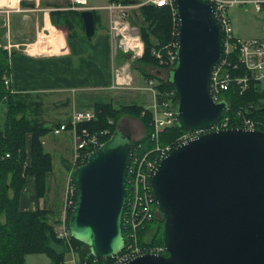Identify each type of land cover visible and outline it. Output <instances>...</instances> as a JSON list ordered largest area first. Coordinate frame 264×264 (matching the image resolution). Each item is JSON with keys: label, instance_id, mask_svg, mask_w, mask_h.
<instances>
[{"label": "water", "instance_id": "1", "mask_svg": "<svg viewBox=\"0 0 264 264\" xmlns=\"http://www.w3.org/2000/svg\"><path fill=\"white\" fill-rule=\"evenodd\" d=\"M177 61L167 80L177 95L182 130L208 127L225 111L210 78L221 54V31L209 0H175ZM91 9L81 8L93 34ZM251 111H264V105ZM133 137L120 126L69 171L76 197L70 236L104 257L122 249L125 176ZM151 187L163 216L164 254L143 253L124 264H264V131L228 127L181 142L162 157Z\"/></svg>", "mask_w": 264, "mask_h": 264}, {"label": "trees", "instance_id": "2", "mask_svg": "<svg viewBox=\"0 0 264 264\" xmlns=\"http://www.w3.org/2000/svg\"><path fill=\"white\" fill-rule=\"evenodd\" d=\"M108 1L114 2L119 0ZM123 1L127 2L128 0ZM20 4L21 6L24 4L23 0H20ZM33 5L34 3L30 4V6ZM44 6L56 8L50 11V19L56 26L61 25V23L57 21L55 16L62 19V24L67 29L66 31H68L66 44L70 46L71 40L79 34L85 37L80 10L62 8V5L59 6L51 3H46ZM140 10L141 22H138L137 19L133 21L139 25L137 28L143 42V51L141 56L135 59V62L140 65L138 67L142 76L145 78H155L156 87L160 91H171L173 88L170 86L167 78L155 76L148 68L164 67L152 54V51L159 49L165 55L169 43L177 42L175 32L178 30V19L173 21V15L170 13L171 10L165 6H142ZM91 11L93 14V27L96 29L97 26L101 25L102 17H100L101 15L95 9H91ZM77 28L81 32L76 31ZM94 29H92L93 34L95 33ZM121 54L118 53L117 56L119 57ZM7 59L6 50L0 47V107L2 106L0 109V149L1 151H9L11 154V157L0 164V264H25L26 254L39 253L47 255L51 264H61L65 255L64 253H66V246L57 237L53 228L54 225L49 221V214H53V211L45 206L38 207L35 210H23L20 208L21 189L26 183L25 176L30 175L34 177L33 190L35 199L45 197L48 192L49 184L47 179L53 170V159L52 155L44 149L42 137L51 128L43 125L38 116L34 115L35 113L39 114L38 110L41 101L35 98L36 95L32 96L33 92H9L3 86L2 77L10 71ZM3 95H5V98L2 99ZM227 95L233 98H228ZM226 96L228 99L227 103H229V109L226 114L232 120L229 126H239V117L236 116L237 111H240L244 116L260 118L264 123V111L250 110L251 106L264 105V87L251 86L243 94H238L237 91L230 89L226 92ZM174 99H177L176 94H174ZM87 108L94 110L95 118L78 123V130L84 128L90 133H95L108 128L112 133L119 126L118 119L122 116H134L143 126V135L139 139H133L132 147L136 143L142 144V140L144 139L150 140L149 132L152 131V113L143 104H120L117 107L111 101L96 100L90 103ZM31 111L34 113L33 115L32 113L29 114ZM108 119H111L112 123H109ZM260 128L264 130V125ZM183 131L177 124L165 128L159 136V145L164 146L172 142ZM28 133L30 134V142H28L29 149L26 152V137ZM107 138L108 136L105 139ZM27 157L29 161L28 165L23 167L22 163H24ZM65 166L67 171L71 167L68 162ZM70 181L73 184L72 180ZM76 193V188H74L72 201L75 200ZM72 205L73 203L68 207L65 214L66 223ZM159 221L162 223L163 219ZM158 228L159 225L155 226L154 229L146 228L144 225L139 230L138 238L140 244H154V236ZM70 241L78 247V253L82 257H92L88 247L82 242L74 238H71Z\"/></svg>", "mask_w": 264, "mask_h": 264}, {"label": "built area", "instance_id": "3", "mask_svg": "<svg viewBox=\"0 0 264 264\" xmlns=\"http://www.w3.org/2000/svg\"><path fill=\"white\" fill-rule=\"evenodd\" d=\"M74 5L82 6L86 0H70ZM215 17L220 25L221 31V54L214 64L210 78V91L214 101H224L226 104L223 116L205 128L193 130H184L175 140L163 145H159V136L165 128L176 123L174 117L176 112L177 100L174 99L173 90L160 91L155 86V81L146 79V89L152 94V102L148 106L152 112V131H150V140L153 143L152 147L146 152H142V144L136 143L132 147V155L127 168L126 182V197L122 210L121 228L124 245L122 249L116 251L110 256H84L80 255L77 246L70 241L71 236L66 224V212L68 207L73 203L72 195L74 186L69 180V187L66 189L65 200H63L62 217L57 225H54V230L57 237L64 242L66 253L61 264H124L130 259L143 253H164L163 245H154L150 243L140 244L139 230L143 228L145 222L156 218L158 206L156 204L154 193L151 187V178L162 157L176 146V144L185 142L188 139L198 136L201 133L210 130H218L228 127H242L246 129H261L264 125L262 119L251 118L244 116L240 111H237L236 116L239 117V126H229L232 122L226 112L229 109V103L226 92L230 89L235 90L238 94H243L251 86L264 87V38L258 37H239L233 30L229 9L245 4H251L255 11H264V0H209ZM165 6L171 10L173 21L178 19L177 6L175 0H123L108 2L102 8L108 11L109 29L113 36L121 35L115 41V46L119 45L124 52H135V49L130 47V43L126 41L136 37L139 41V30L133 21L132 17L136 11L142 6ZM72 6V8H74ZM178 31V30H177ZM177 31L175 32L177 34ZM125 40V41H124ZM124 41L125 43H123ZM114 46V47H115ZM177 42H170L166 49V54L163 55L161 50L155 49L152 54L158 59L159 63L165 67H172L176 62ZM116 49V47H115ZM136 53V55L140 54ZM11 78L9 74H4L2 77L3 86L10 92ZM5 98L3 95L2 99ZM95 117V112L90 108L74 109L70 115L68 123L71 128V136L73 138V164L77 161L85 159L88 152L94 147L100 145L109 135L110 130L104 128L95 133H90L82 128L77 130L76 125L82 121L92 120ZM112 123L111 119L107 120ZM68 124L61 122L58 126L53 127L52 132L59 134L63 130H67ZM27 151V148L25 150ZM11 154L9 151H1L0 149V164L6 161ZM28 157L25 159L23 167L28 164ZM1 166V165H0Z\"/></svg>", "mask_w": 264, "mask_h": 264}, {"label": "crops", "instance_id": "4", "mask_svg": "<svg viewBox=\"0 0 264 264\" xmlns=\"http://www.w3.org/2000/svg\"><path fill=\"white\" fill-rule=\"evenodd\" d=\"M8 1L9 0H0V47L6 50V53L10 50V57H8L7 60L10 66L11 86L16 92H33L32 96L36 95L35 98L41 99L43 97H40V95H46L45 97L52 95L68 96L71 93L70 90L78 92L85 88L94 87L90 85H94L95 83H106V80L109 78L110 80L108 82L110 85H113V82L122 87L128 85V81H126V70L123 69V73L119 76H111V69L113 70V68H115L114 63L119 66L122 65L123 62L119 63L118 56H114L112 53L111 41H113V35L109 29V22L106 25L102 16H100L102 17L101 25L96 27V29H98L94 41L92 40L95 33L89 40L86 36L83 37L79 34L76 38L71 40L69 46L66 44L68 31H66L67 29L63 26L62 19L55 16L57 21L61 23L59 26H56L50 19V11L56 8L44 6V4L51 3L59 6L62 5V8H65L69 4L74 6L72 2H68V4L66 2L65 5L62 4L63 2H58L61 4H55L44 0H23L24 4L21 6L20 0L17 1V5L8 4ZM31 3H34V5L30 6ZM71 9L75 10L76 8L74 7ZM91 9L93 8L91 7ZM95 10L102 15L99 9ZM76 31L81 32L79 28H77ZM237 35L239 36V34ZM104 66H108L110 70L108 76L105 75L102 70ZM155 75L162 77L161 69H156ZM87 92L88 91L84 90L81 91L80 94L74 95L75 102L72 105V109L89 107V104L93 102L92 99H94V96ZM146 97H148V100H146ZM83 98L86 99L87 102H83ZM122 98L123 96L118 95L116 101H121L123 100ZM136 98L141 101L143 105L145 104V106L149 105L152 101L151 95L147 96L144 94L134 95V99H130V101H136ZM58 122L64 121L60 120ZM54 136L56 135L54 134ZM141 136L142 134L138 133L136 138ZM45 143L46 140L44 141V147ZM56 148L63 149L64 151L66 150L61 146L55 145L54 149ZM61 161L62 160L59 161L60 164H63ZM63 168L68 174L69 172L65 164ZM25 177L26 183L21 189L20 208L23 210H35L40 207V203H38L37 200L44 199V197L36 199V201L33 202V199H35L33 190L34 177L30 175ZM27 178L31 179L32 188L30 185H27ZM62 198L65 199V194L64 197L62 196L60 199L54 195L49 200L46 198L44 201L42 200V202H44L42 207L45 206L50 208L62 202ZM63 203L64 202H62V211Z\"/></svg>", "mask_w": 264, "mask_h": 264}, {"label": "rangeland", "instance_id": "5", "mask_svg": "<svg viewBox=\"0 0 264 264\" xmlns=\"http://www.w3.org/2000/svg\"><path fill=\"white\" fill-rule=\"evenodd\" d=\"M44 1H50L55 4H61L58 2H63L62 4L66 5V2H70V0H44ZM108 0H86L85 3L79 5L80 8L85 7V8H91L94 6H99L102 7L105 5ZM75 5L76 2H74ZM1 9V8H0ZM5 9V8H4ZM8 9V8H7ZM99 11H101V16L103 17L104 23L107 25L109 22L108 19V11L104 8H99ZM229 16L231 18V22L233 25V30L235 33L239 34V36H258V37H264V11H255L254 7L251 4H245L237 7H232L229 9ZM137 19V21L141 22L140 17H134ZM134 20V19H133ZM109 24V23H108ZM137 27L139 26L136 22ZM136 27V28H137ZM98 29V28H97ZM97 29H95V35L93 37V40L96 39L97 35ZM121 37V35L113 36V41L112 42V53L113 55H117L118 53H122L121 56L118 57V62L121 63L123 62L122 65H117L114 63L113 70L112 65H111V76L115 77V75H121L123 73V69L126 70L127 74V80L129 83L127 86L122 87L120 85H117L116 83L114 84V80L111 81L113 82V85L109 84V80H106V83H95L94 87L90 88H85L81 91H88L90 95L94 96L93 101L95 100H105V101H111L114 105H120V104H130L131 103H138L142 104L141 101H139L136 98V101H130V99H134V95H151L149 93V90L146 89L145 84H144V76H142L140 72V65L135 62L136 59V53L135 52H124L121 47H118L119 45L115 46V41L118 40ZM116 39V40H115ZM116 49H115V47ZM118 49V50H117ZM118 52H117V51ZM139 66V67H138ZM138 67V68H137ZM104 71L105 75L108 76V73L110 70L108 69V66H104L102 68ZM151 72L155 73L156 67L150 68L149 69ZM163 73V74H162ZM159 75V74H158ZM160 76V75H159ZM161 76L163 78H167L168 76V70H161ZM122 77V76H121ZM105 84V85H104ZM105 86V87H103ZM81 91H76L70 90V95L69 98L67 95H52L49 97H45L46 95H40V97L43 98H38L40 99L41 103L39 104V114H34L32 111L29 112V114L32 113V115L38 116L40 119L41 123L43 125H46L48 127H53L55 126L58 121H67L66 119L70 118V114L72 112V105L75 102V97L74 95H78L81 93ZM87 92V93H88ZM60 94V93H59ZM118 95L123 96V100L126 101H116V98ZM228 98H233L230 95H227ZM37 99V98H36ZM83 102H87L86 99H82ZM146 100H148V97H146ZM91 102V101H90ZM145 105V104H144ZM76 108V107H75ZM4 109V108H3ZM2 109V111H3ZM118 125L126 129V131L130 132L132 134L133 139H136L138 133L143 134V126L139 120H137L136 117L134 116H122L120 119H118ZM59 124V123H58ZM51 131V130H50ZM48 132L46 135H43L42 141L46 140L45 143V150H47L51 155L53 159V171L51 172L50 175H48L47 182L49 184L48 192L45 195L44 199H51V197L54 195L55 197L57 196L58 199L60 197H64V194L66 193V189L69 187V180L68 177L69 175H66L67 173L64 171V164H67V162L72 160V151H73V139L72 136L70 135V131H62L61 133L57 134L54 136L52 132ZM30 134H27V142H26V148L27 150L29 149L28 142H30ZM45 137V138H44ZM44 145V144H43ZM61 146L65 148L66 150L64 151L63 149L56 148L54 149V146ZM153 145L151 143V140L144 139L142 140V152H146L149 150ZM53 146V147H51ZM54 149V150H53ZM63 162V164H60ZM68 162V163H69ZM62 165V166H61ZM62 168V169H59ZM27 185H30L32 188V181L31 179L27 178ZM30 188V189H31ZM44 199H39L37 200L38 203H40V207L44 205ZM35 202L36 199H33ZM62 202L65 199H61ZM60 201V200H59ZM62 202L57 203L54 206H51L50 209L53 211V214H49V221L50 223H54L57 225V223L60 221V213L62 212ZM48 208V207H47ZM62 217V216H61ZM164 222V221H163ZM163 222L159 220H151L145 222V227L146 228H151L154 229L155 226L159 225V228L154 236V244H163V227L164 224ZM162 241V242H161ZM25 264H51L50 260L47 255H44L43 253L39 254H26L25 255Z\"/></svg>", "mask_w": 264, "mask_h": 264}, {"label": "bare ground", "instance_id": "6", "mask_svg": "<svg viewBox=\"0 0 264 264\" xmlns=\"http://www.w3.org/2000/svg\"><path fill=\"white\" fill-rule=\"evenodd\" d=\"M17 1L18 0H9L8 4L10 3V4L17 5ZM81 1H84V0H81ZM124 41H122V42L125 43ZM126 42H127V44L130 43V47L131 48L133 47L135 49L136 53H139L141 51V49H142V41H139L136 37H133V38H131V40L126 41Z\"/></svg>", "mask_w": 264, "mask_h": 264}, {"label": "flooded vegetation", "instance_id": "7", "mask_svg": "<svg viewBox=\"0 0 264 264\" xmlns=\"http://www.w3.org/2000/svg\"><path fill=\"white\" fill-rule=\"evenodd\" d=\"M257 107H259V106H256V108ZM125 131H126V129H124ZM126 132H128V131H126ZM163 218V216H162V214L161 213H159V214H157V216H156V220H161Z\"/></svg>", "mask_w": 264, "mask_h": 264}]
</instances>
